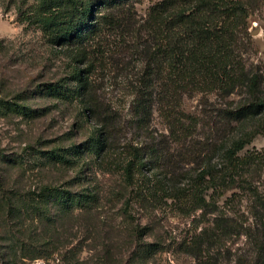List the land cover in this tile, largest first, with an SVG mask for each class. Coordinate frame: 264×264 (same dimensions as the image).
Here are the masks:
<instances>
[{
	"label": "rangeland",
	"instance_id": "374dc122",
	"mask_svg": "<svg viewBox=\"0 0 264 264\" xmlns=\"http://www.w3.org/2000/svg\"><path fill=\"white\" fill-rule=\"evenodd\" d=\"M239 1L247 15L238 31L242 57L246 68L261 75L259 93L264 95V0ZM154 2L136 4L138 18L145 19ZM33 3L0 0V201L4 197L16 206L12 215L0 206V264H264V168L248 175L250 191H241L242 183H236V189L218 199L215 213L204 217L201 210L183 215L162 193L156 198L147 195L141 203L132 201L125 209L129 198L140 201L142 178L127 186L120 159L107 165L90 155L92 125L75 103L51 91L72 87L66 54L48 46L39 29L21 19ZM107 42L114 47L119 39L110 37ZM108 58L113 61L115 56ZM109 67L111 71L99 75L98 95L124 123L114 156L127 142L168 147L167 125L156 114L149 130H139L131 122L136 80L131 74L139 65ZM244 96V90H237L225 97L199 92L183 99L181 107L196 126L182 152L193 155L177 160V149L171 173L156 164L148 174L160 180L162 189L171 184L182 187L207 154L211 164H220L222 149L232 142L246 143L239 156L260 154L264 113L233 122L228 131L218 133L224 135L221 140L211 142L209 151L204 149L211 129L202 117L234 108ZM44 188L51 193H42ZM204 229L216 242L189 245Z\"/></svg>",
	"mask_w": 264,
	"mask_h": 264
},
{
	"label": "trees",
	"instance_id": "16d2710c",
	"mask_svg": "<svg viewBox=\"0 0 264 264\" xmlns=\"http://www.w3.org/2000/svg\"><path fill=\"white\" fill-rule=\"evenodd\" d=\"M33 1L21 19L38 28L48 46L66 54L72 87L61 85L51 91L63 101L75 103L80 116L92 125L87 148L90 155L107 165L120 159L127 186L142 178L140 201L129 198L125 209H129L130 203L132 207L133 202H143L147 195L156 198L162 193L183 215L191 216L201 210L204 217L215 213L212 209L218 199L236 189V183H242L241 191L251 190L248 175L264 168V149L260 154L239 156L246 145L241 141L222 149L220 164H211L207 154L196 172L185 178L187 182L182 187L171 184L162 189L160 180L148 174L157 168L156 164L171 173V157L184 160L193 155L188 153L190 150L182 152L185 144L191 143L190 131L196 126L181 107L184 98L199 92L225 97L244 90L243 102L236 107L221 109L214 117H202L211 129L204 144L208 151L211 142L224 137L218 133L228 131L233 122L264 113V95L259 93L261 75L246 68L242 57L244 46L239 42L238 31L247 15L239 0H156L145 19L138 18L135 8L142 0ZM110 37L119 39L114 47L106 43ZM112 56L115 59L109 64L108 57ZM123 57H129V63ZM136 64L140 69L131 74L136 79L132 87L131 122L137 129L147 130L156 114L167 125L170 143H166L168 147L161 144L145 148L127 142L121 144V152L114 156L112 150L119 144L124 123L100 102L98 78L111 71L110 65L113 70H121L124 66L136 69ZM42 193L51 190L44 188ZM0 206L5 214L15 212L16 206H10L4 197ZM208 231L195 234L189 245L216 242L210 239Z\"/></svg>",
	"mask_w": 264,
	"mask_h": 264
}]
</instances>
